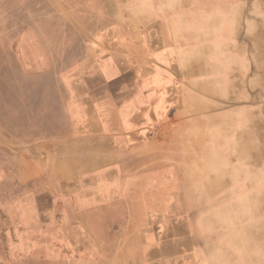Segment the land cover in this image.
Returning a JSON list of instances; mask_svg holds the SVG:
<instances>
[{"label": "rangeland", "instance_id": "obj_1", "mask_svg": "<svg viewBox=\"0 0 264 264\" xmlns=\"http://www.w3.org/2000/svg\"><path fill=\"white\" fill-rule=\"evenodd\" d=\"M150 26L174 31L184 44L177 62L162 64L174 72L176 93L162 114L147 120L143 139L153 150L132 152L122 166L96 176L83 171L76 186L100 178L106 196L142 195L147 207L164 215L101 216L90 205L77 215L59 216L63 230L43 231L36 243H0V264H264V179L257 177L264 164L255 169L245 160L231 161L232 148L225 147L244 137L239 149L259 150L253 122L244 124L242 112L264 116V49L257 46L264 45V0H0V120L21 111H66L67 82L93 79L104 56L141 62V54L152 53L145 41L134 39ZM140 41L143 53L124 48ZM224 43L234 45L235 57H225ZM195 46H202L201 62L212 64L198 72L181 70ZM4 133L0 122V163L10 155L5 146L11 138ZM67 218L74 231L64 230ZM179 220L187 237L185 256L149 257L150 245L161 243H142L145 235L159 241V227ZM249 229L261 238L251 235L255 245L246 247ZM229 234L239 246L230 245Z\"/></svg>", "mask_w": 264, "mask_h": 264}, {"label": "crops", "instance_id": "obj_2", "mask_svg": "<svg viewBox=\"0 0 264 264\" xmlns=\"http://www.w3.org/2000/svg\"><path fill=\"white\" fill-rule=\"evenodd\" d=\"M149 30L134 38L145 41L153 50L149 55L141 54V62L128 55H106L99 61L101 65L93 68L97 74L93 79L68 81L66 111L51 108L43 116L37 111H21L0 120L7 131L4 134L11 138L5 146L10 160L0 163V243H14L15 239L17 243H36L40 240L37 234L43 231L63 230L58 227L59 216L77 215L90 205L98 206L101 216L164 215L147 207L148 198L142 195L106 196L100 178L76 186V177L83 171L96 176L103 173L102 169L122 166V158L132 152L153 150V145L143 139L147 120L157 112L162 114L164 103L176 93L174 72L162 64L166 60L177 62L184 44L174 31L167 33L159 26H150ZM141 42L128 43L124 48L141 52ZM53 99L57 97H49V102ZM25 149L32 154H18ZM110 200L106 207L105 202ZM64 203L71 206L69 212L61 208ZM64 221V230L74 231L73 223L68 227L70 219ZM159 228V241H154L151 234L142 241L161 243L150 245L148 256L158 261L171 255L185 256L188 245L184 224L179 220ZM193 258L191 255L188 261L192 263Z\"/></svg>", "mask_w": 264, "mask_h": 264}, {"label": "bare ground", "instance_id": "obj_3", "mask_svg": "<svg viewBox=\"0 0 264 264\" xmlns=\"http://www.w3.org/2000/svg\"><path fill=\"white\" fill-rule=\"evenodd\" d=\"M257 46L259 47V49L260 48L264 49V45L261 46L260 43ZM196 47L197 46H195V48ZM258 47L256 48L257 50H258ZM200 48H202V46L201 47H197V50L196 51L194 50V52H193L195 54L189 56V59H188L189 61H187L186 63L181 65V67H180L181 70L186 71V69H187L189 71L195 70V71L198 72V71H203V69H205V67L207 68L208 66H210L212 64L210 62L208 63V60L205 63H203V61L201 62L202 55H201L200 50H199ZM222 48H223L222 52L225 55V57L228 56V54L230 52H231L230 57L231 56L235 57L234 56V45L233 44L226 43L225 45L222 46ZM195 57H197V59L200 60L199 63L195 62ZM226 59H228V58H226ZM260 68H261L260 70H261V74H262V85H263L262 86V90H263V93H264V62H261ZM227 72H229V73L226 75V77H223V80H222V82L225 81L226 85H227V81H228L229 77L231 76V67H228ZM242 119H243V123L244 124H247L249 121L253 122V124L251 125L252 126L251 128H253L252 131H253L256 139H257V143H258L257 145L259 146V150H260L259 153H262V154L256 153L255 152V150H257L256 146H253V145H250L247 150L246 149H244V150L239 149V147H242V139L244 138V137H240V139L234 138L233 140L230 139L228 141V142L232 143V147H229V145L225 146V147L227 148L228 151H230L231 148H232L231 151L233 152V153L229 154L228 157H229V159L231 161L245 160L247 162V164L251 165L249 167H254L255 169L256 168L259 169V167H261L264 164V116L261 117L260 114H258L257 110H253V111L247 110V111H243L242 112ZM259 150H257V151H259ZM234 174H235V172H234ZM234 177H235V175H234ZM257 177L259 179H264V173L262 175L260 171L257 172ZM218 211L220 213L222 211V209H220ZM254 214H255V212H254ZM212 224H214V223H212ZM213 227H214V225H213ZM251 235H252V238L255 239V240L256 239L260 240V238H261L260 235H255L254 233H252V230L249 229V231H247V233H246V235L244 237V243H243L244 246H245L246 243H247L246 247H249L252 244L255 245V243H252V239H251V243H249V241H248ZM229 236H230V234H229ZM229 238L231 239V243H232L230 245H233V246L238 245L237 241H235L236 238H237L236 236L231 235ZM243 245L240 244V246H243Z\"/></svg>", "mask_w": 264, "mask_h": 264}]
</instances>
